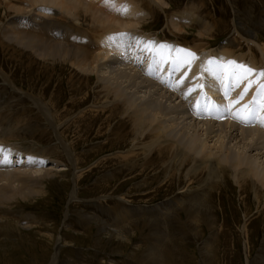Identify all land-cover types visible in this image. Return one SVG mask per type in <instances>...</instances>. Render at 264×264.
I'll list each match as a JSON object with an SVG mask.
<instances>
[{
  "label": "rangeland",
  "instance_id": "374dc122",
  "mask_svg": "<svg viewBox=\"0 0 264 264\" xmlns=\"http://www.w3.org/2000/svg\"><path fill=\"white\" fill-rule=\"evenodd\" d=\"M136 1L142 2V11L150 17L142 27L143 35L159 40L163 38L167 43L172 40L170 45H175L179 37L175 35L172 22L181 19L182 13L189 12L216 27L212 40L205 38L209 41L207 46L210 50H217L227 40L236 37L235 26L239 18L245 21L247 30L257 26L264 33V5L260 0H164L165 6L159 2L162 7L154 4L153 0ZM30 4L29 0H0V70L13 81L12 84L5 81L0 74V129L6 128L10 144L46 152L51 158H62L64 165L61 174L45 180L43 194L22 199L12 205L11 212L2 213L1 217L11 218V222L0 223V264H264V203L259 208L254 193L247 189L242 193L232 179L226 178L203 197L200 192L196 197L182 198L186 172L182 174L183 179L178 177L173 179V183L164 185L169 177L161 168L162 162L157 154H152L150 161L140 159L138 168L131 166L129 169L126 161L110 167L104 158L112 154L111 145L100 153L93 152L97 142L104 143L107 138L106 134L96 136L104 121L100 115L93 119L94 126L91 123L93 116L88 115L81 120L76 116V122L72 120L70 123L69 120L70 124L61 129L63 139L72 143L75 155L88 151L79 165L70 163L65 150L57 145L43 112L26 95L33 94L47 102L48 108L50 106L62 122L67 116H63L67 106L68 115L74 116L79 112L78 105L74 108L71 105L78 96L88 97L85 108L95 101L97 78L87 81L70 63H47L12 41L8 42L4 33L16 18H24L28 14L49 17L45 14L48 11L45 4L42 6L46 7L42 8ZM84 19L85 28L91 29L90 21L93 19ZM190 32L192 34L181 37L190 45L199 43L200 40H196L199 38L197 28L192 27ZM243 38L246 39L245 36ZM95 42V45H100ZM263 42L259 46L254 45L260 60ZM237 43H234V49L238 51L235 55L239 56L242 52L238 50ZM245 44L247 46L248 42ZM186 47L188 45L183 48ZM245 53H249L247 47ZM197 56L199 66L203 59L214 58L208 52ZM249 58L242 64L250 66L252 60ZM255 65L257 69L261 63ZM113 127L121 129L117 120L112 123ZM128 127L118 132L121 137L126 135V143L120 141V135L114 134L112 138L117 145L112 146L130 143L133 133L128 135ZM15 156L12 155V159ZM99 161L105 165L93 170ZM145 162H149L151 167L144 176L134 178L144 168ZM110 168L123 170L119 176L111 178L106 175ZM157 171L160 176L155 181ZM153 179L155 182L151 186L146 188L142 185ZM74 189L77 193L73 200ZM155 189L158 191L154 195L149 194ZM127 191L128 197L125 195ZM191 203L195 204V210L188 206ZM56 253L58 256L54 259Z\"/></svg>",
  "mask_w": 264,
  "mask_h": 264
},
{
  "label": "bare ground",
  "instance_id": "6f19581e",
  "mask_svg": "<svg viewBox=\"0 0 264 264\" xmlns=\"http://www.w3.org/2000/svg\"><path fill=\"white\" fill-rule=\"evenodd\" d=\"M29 1L31 3L29 6H40L41 8L47 6L48 11H45L46 9L44 11L49 17L45 18L36 14H28L27 17L16 18V22H10V26L6 27L7 31L4 36L8 42L12 41L20 48L28 50L36 58L47 63L51 62L54 65L70 63L77 68L76 71L83 78H86L87 81H93V79L97 78L95 101L85 108L84 105L88 102V97L86 95L78 96L71 105L73 108L78 105L80 108L79 112L74 116L68 115L69 107L67 106L63 111V116H67L62 122H59L60 117H56L53 109L50 106L48 108L47 102H43L33 94H25L43 112L48 125L51 127L53 134H55L57 145L65 150L67 158L73 166L79 165L80 162L84 161L83 158L86 155L84 153L88 151L79 156L75 155L77 153L72 151V143L69 144L63 139L60 132L61 129L65 125L70 124L72 120H78L76 116L81 120L91 115L93 116L92 123L93 119L100 115L104 118V121L100 125L101 128L97 130L96 136L99 137L106 134L107 138L104 143L97 142L95 147H93V152L100 153L102 149L111 145L109 147L115 152L113 153L112 151V154L104 158L106 160L105 164L109 163L110 167L116 163L126 161V165L130 169L131 166L137 167L140 159L150 161L151 155L157 154L162 162L161 168L165 169L164 172L169 177L164 185L173 183V179L176 180L178 177L183 179L182 174L186 172L185 178L187 181L185 187H183V193L185 194L182 198L188 196L196 197L200 195V192L203 197L210 193L213 187L215 189L226 178H230L239 186L242 193L248 190L254 193L260 208L261 204L264 203V128L258 124L246 127L237 123L233 119L232 114L239 109L240 105L230 109L228 116L221 120V118L216 119L213 117L225 116L226 114L223 112L214 111L206 113V115H203L202 112L197 114L194 105L189 107L185 104L189 98L196 96L193 100L198 101L202 106L205 103L204 93H207L213 101L220 104H227L231 99H234L241 87L231 91L228 102L222 99L224 91L229 86V81L225 75L228 70L227 67L221 69L216 65H212V73L205 72L206 61L203 59L204 54H202L203 58H201L203 59V64L205 61V65L203 67V64L199 66L197 60H195L191 66L185 68L184 74H182L184 68L173 72L174 65H170V68L161 65V71L156 73V76L165 81V83H161L159 79L145 75L143 71L147 65L138 61L137 56L139 53H135V48H132L127 55L125 52L126 45L117 50L108 40L113 34L126 33L128 30L142 35L145 33L142 27L144 22H147L150 17H147L148 14L142 11V2L116 0L117 5L126 4L128 6L126 14H120L118 11L106 6L105 0ZM260 1L264 5V0ZM159 2H162L164 6L166 4L164 0H153V3L157 6ZM42 4L46 6H42ZM162 5L159 4L160 7ZM189 14L182 13L181 19H173L175 21L172 22V26L176 30V34L174 32L173 34L179 36L175 43L181 47L188 45L185 49H190L197 55L208 52L214 58H224L225 60H234L240 63H244V60L250 57L249 59L252 60L250 66L253 69L257 67L255 64L260 63L261 66L257 69H264V51H262L263 60H260L257 55V48L254 46L255 44L259 46L261 41H264V33L257 29V26L247 30L245 21L239 18L235 26L236 37L232 40H227L217 50H210L207 46L209 41H206L205 38L212 40V32H214L213 30L216 27H211L203 19L201 20V17L194 15V12ZM87 17L90 20L93 19V22L88 19L92 26L89 30L84 25L86 24L84 18ZM192 27L197 28V36L199 38L196 40H200L195 45H190L184 37H181L184 36L183 34H192L190 32ZM244 36L246 39L243 38ZM95 41H98L100 45H95ZM234 41L238 42V50L242 52L239 56L235 55L238 51L234 49ZM246 41L248 42L247 46L245 44ZM246 47L249 50L248 54L251 56L246 53L243 54ZM261 49L264 50L263 47ZM175 55L177 54L173 53V56ZM206 57L208 58L209 55L206 54ZM0 74L5 81L13 83L12 79H10L11 77L4 71L0 70ZM195 74L200 79L196 85L204 84L206 87L203 90L197 88V92L187 94V90L191 88L189 78ZM217 75L221 76L222 80H217L215 78ZM179 79H184L185 83L176 88V90L167 86L168 83ZM255 79H258V77ZM208 85H212V87H208ZM244 101L248 103L247 99ZM115 120H117L121 129L118 127L117 129L112 128V123ZM83 123L85 124L84 121ZM127 126L130 128V131L127 130L128 135L133 133L132 139L129 140L130 143L112 146L117 145V141L114 143L112 136L114 134L120 135L118 134L119 130L124 131ZM8 135L6 128L1 127L0 145L16 146L10 144ZM127 140L128 138L124 135L120 141L126 143ZM78 143L81 144L80 141ZM46 148L48 149L49 147ZM56 148L58 149V147ZM7 149L16 153V156L14 155L15 157L12 159L11 155L10 164L0 165V223L11 222V218L1 217V215L3 212H11L13 204L18 203L22 199H28L32 195L43 194L46 190L45 180L61 174L63 171L62 166L64 165L63 161H61L62 158H51L43 151L28 150L20 145L16 146L15 149L10 148V146ZM101 161L97 162L96 165L94 164L93 170L96 171L102 165H105ZM148 163L143 166L144 168L140 172L138 171L134 178H139L146 174L149 167H151ZM121 170L123 169L114 171V169L111 170L110 168L106 175L115 178L121 174ZM155 174L156 181L160 176L159 171L155 172ZM155 181L154 179L151 182L146 181L142 185L147 188ZM157 191L158 189L152 190L149 194L154 195ZM76 193L77 191L74 189L72 193L73 200L76 199ZM125 195L128 197L130 194L127 191ZM248 195L246 194V197ZM180 200L178 201L182 202ZM196 205L200 206L199 204ZM188 206L195 210V204L191 203ZM57 256L58 254L56 253L54 259H57Z\"/></svg>",
  "mask_w": 264,
  "mask_h": 264
},
{
  "label": "snow or ice",
  "instance_id": "6c2138e0",
  "mask_svg": "<svg viewBox=\"0 0 264 264\" xmlns=\"http://www.w3.org/2000/svg\"><path fill=\"white\" fill-rule=\"evenodd\" d=\"M105 5L110 7L114 11H118L120 14H126L128 6L117 5L116 0H105ZM112 46L119 50L121 47H125V52L132 48H135L139 55L138 61L141 64L147 65L146 75L152 78L159 79L161 83H165L164 80L156 76V73L161 71V65H174L173 72L181 70L183 68L191 66L195 60L199 59L196 53L190 49H185L178 45H170L167 42H157L155 40H145L140 37H133L130 33H115L108 38ZM173 53L177 55L173 56ZM123 55V53H121ZM212 65H216L218 68L224 69L227 67L225 75L229 81L227 90L224 91V98L229 99L230 93L235 88H239L241 84H245L243 90L234 99H231L227 104H220L211 99L204 93L205 103L201 106L197 102L194 107L197 110V114L201 112H223L228 113L230 109L236 105H240L239 109L234 112L233 119L242 126L252 127L259 125L264 128V69H253L249 65L242 64L234 60H225L224 58H210L206 61L204 71L212 73ZM253 75L258 79H250ZM217 80H222L221 76H215ZM196 79H199L197 77ZM185 83L184 79H179L174 82L168 83L167 86L176 90ZM256 85V90L253 94L252 100L248 103L241 104L244 98L248 95L253 85ZM206 87L204 84H197L187 90V94H191L196 91L197 88L203 90ZM212 87V85H208ZM213 118L219 119L220 116H214ZM11 150L6 149L0 145V165H7L11 163ZM30 162H32L30 160Z\"/></svg>",
  "mask_w": 264,
  "mask_h": 264
}]
</instances>
